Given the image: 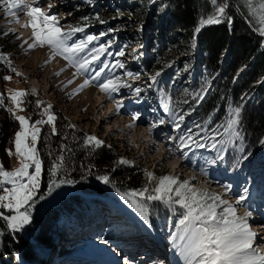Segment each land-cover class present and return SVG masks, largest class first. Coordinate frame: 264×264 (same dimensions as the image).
<instances>
[{
  "label": "trees",
  "instance_id": "16d2710c",
  "mask_svg": "<svg viewBox=\"0 0 264 264\" xmlns=\"http://www.w3.org/2000/svg\"><path fill=\"white\" fill-rule=\"evenodd\" d=\"M95 1L85 0V5L90 8ZM106 1L107 5H114L111 13L116 15V23L120 20L126 22L124 20L131 15L140 18L141 21L145 20L147 11L150 10L149 20H145L149 28L146 35L148 53L143 61L136 59V69L126 70L124 67L115 66L117 62L122 63L124 57L130 56L133 47H140L141 32L134 31L131 34L111 32L108 38L105 34L100 35L88 45L84 55H87L89 49L105 45L106 51L100 56L99 63L97 61L94 63L108 65L109 78L118 77L121 84L127 83L128 79H135L126 75L129 71L134 73L135 77L141 74L148 76L160 71L161 75L157 78L159 95L165 98L168 93L171 111L177 115L185 113V117L189 116V119L184 118L181 124L182 135L191 129L194 135L199 132L200 137H204L207 132V135L211 136L212 129L226 122L231 109L240 107L238 130L242 139H233L231 144L225 146L223 152L224 161L230 171L243 168L245 166L243 163L249 155L250 160H254L258 154L263 153L264 39L258 33H254L257 25L244 0H217V5L228 4L225 15L220 18V23L204 28L200 27V21L216 14V5H213L211 0ZM91 14L92 16H89ZM91 14L80 17L71 25L85 26L84 32L73 35L75 42L85 39L88 35L99 34L94 21L101 23L99 22L101 18L96 17L98 15L93 11ZM197 27L203 29L196 32ZM9 34L4 30L0 31V54L8 61L11 60L8 56L9 51L16 46V40ZM195 36L198 52L196 67L193 68L190 54ZM113 41L116 44L109 47ZM121 51L124 52L123 56L118 54ZM250 59H253V62H249ZM13 68L14 66L7 61L0 60V83L4 82L5 76L16 75V72L12 71ZM188 70L182 80H178ZM192 72L194 73L191 78ZM121 88L124 87H119ZM202 88H207L208 91L202 101H197L196 94L200 93ZM23 105L26 114L41 110L45 113L47 109L46 105L43 107V103L39 104L36 98L28 94L23 97ZM48 111L53 112L56 117L54 121L56 133L53 134L52 125L46 123L37 142L36 147L42 160V175L40 187L34 197L36 203L31 208L32 220L25 229L29 241L22 240L0 215V264H45L44 250L52 249L55 239L67 236V230L72 225L68 227L65 224H71L70 221L79 222L78 216L85 203L90 202L89 206H98L101 204L98 197L113 201L112 195L125 202L122 193L139 190L149 184L145 175L148 170L130 164H119V154L114 148L88 145L81 130L72 127L55 109ZM196 125H200L201 128H197ZM18 130L19 123L13 116L11 100L3 95V104H0V155L3 161L7 160L5 151L13 146ZM223 139L226 137H215L216 141ZM201 142L206 144L203 149L213 157L212 162L217 155V151L210 147L213 140L201 139ZM217 147L220 148L221 145L218 143ZM60 155L64 156V166L55 179L57 182L71 180L72 183H64V188L59 186L48 195L51 179L49 169ZM237 160L238 165L233 167ZM158 169L151 172L156 176L167 174L161 168ZM252 170L255 174L258 168ZM103 176L109 178V183H104V187L111 195L98 186L102 181L100 177ZM41 196L44 199H39ZM90 197L97 199L91 200ZM43 204L46 205L42 206ZM126 204L144 221L129 203ZM50 205L53 206L49 208ZM181 211L179 205L168 207L162 202H148L149 220L144 222L156 231L171 219L176 228V224L182 218Z\"/></svg>",
  "mask_w": 264,
  "mask_h": 264
},
{
  "label": "rangeland",
  "instance_id": "374dc122",
  "mask_svg": "<svg viewBox=\"0 0 264 264\" xmlns=\"http://www.w3.org/2000/svg\"><path fill=\"white\" fill-rule=\"evenodd\" d=\"M110 1L116 2L114 0ZM39 4L45 11H49L50 14H55L59 17L60 25L65 31H67L69 26L74 25L80 17L88 16L91 14V11H93L94 13H97L96 15L98 16L96 17H100L101 21H103V23H97V20L94 21L96 22L94 25H96L95 27L99 32V34H96L97 37L100 36L101 33H104L108 38L110 37L111 32H116L118 34H131L134 31L141 32L140 47H133L130 50V56L124 57L122 59V63L126 70H133L134 68L136 69V59L143 61V58L148 53L146 49V45L148 44L146 42V35L149 33V28L146 24V21L149 20L148 15L150 14V10L147 11L148 13L145 17L146 21H141L140 18L131 15L124 20L126 22H122L120 20V22L116 23L117 17L111 13L113 11L114 5L112 4L113 6H107L106 0H96L90 8L85 5V0H39ZM49 4L53 5L51 9L48 8ZM0 8V31L4 30L9 32V36H13L14 32L16 31L15 35L13 36V39L16 40V46L14 49L9 51L8 56H10L11 65L14 66L16 73H20V75L16 74L15 76L11 77L10 80H4V82L0 83V94L9 98L11 92L26 91L29 96L36 98L39 104L43 103V107L46 105L48 109V106L51 105L50 109H55V111L59 112L63 118L71 124L72 127L81 130L84 134L85 141L86 136L88 135L96 136L98 139L104 142L103 145H105L107 148H114L116 153L119 154V158L128 160L131 166L140 167L144 170H148L149 172L152 170H159L158 168H161L165 173L177 176L180 178V180H189L192 187L207 190L210 193L219 194L223 199L228 200L237 208L238 215H244V213L248 211L252 212V216L249 218L250 227L253 232L258 234L254 242V247H258L259 251L264 254V208L259 206L257 202L255 204L252 203V201H256L257 199L255 193L259 189L258 184H260V187L264 186V179H260L261 170L264 168V150L262 154H258L257 159L250 160L251 155H249L243 163L245 166H243V168L236 169L233 177H230L242 185H245L247 180H250L247 187L248 197L245 199L242 205H236V201L234 200H237L238 198L235 195L233 196V199H230L229 197L224 196L223 193H227L225 189L220 190L218 189L219 187L217 185L214 186L213 184L209 183V180H212L211 177H213V174H215L218 169L221 172L228 167L225 165V162L212 163L211 160L213 157L208 155V151L205 152L203 148L196 149L194 147L190 149H184V151H188L189 158L185 159V161H181L183 158L181 149H177L178 141L176 142L177 139L173 138L174 134L177 132H173L168 124L165 125L157 123L159 122L160 116H156V113L154 112L152 114L149 112L148 106L150 103L151 105H155L154 107L152 106L153 109H156V111L160 110L158 101L161 103L160 100L162 97L159 95L158 79L154 86L149 87L147 90L154 91L153 96H150L148 92H145L144 95L146 100H142L141 103H136L135 100H133V96L129 94L131 87H143V92V90L146 89V86H149L153 83L151 81V77L154 74L148 76H143V74H141L135 79L127 80V84H129L131 87L126 89L124 88L118 92H115L114 94L112 93L110 98L108 94L102 92L98 87V84L102 83L108 78V69L104 68V71L101 72L98 79H92L95 73L104 67V65L97 64V62L99 63L98 60L89 67L87 72L77 73V69L71 66L63 57L57 55L52 58V50L49 46L45 45L41 47L37 45L35 48L30 49L28 45L33 42L32 29L31 27L24 26L29 21V17L25 14V11L17 10L16 15L13 16L11 14H6L3 6H0ZM89 16H92V14ZM210 25L213 24H206L203 26V28ZM203 28H201L200 31ZM254 33H258L260 36L259 32L256 30ZM195 38L196 36L194 37L195 46H193L192 54H190V57L193 61V68L196 67L195 65L198 52ZM261 38L264 39V37ZM75 40L76 39L72 37V39L69 40V43L71 44L75 42ZM113 44H116V42L113 41L109 47H112ZM135 51L137 54H135ZM134 55L135 57H133ZM80 56H84V53H81ZM182 56L185 57V55ZM177 60L178 58L176 61ZM249 62H253V59H250ZM189 70L184 72L178 78V80H182L184 75L187 74ZM193 73L194 72L191 74V78L193 77ZM86 79L90 82L87 86L81 89L80 85H82ZM69 81H71V83H69ZM168 95L169 94L167 93L165 101L169 102L170 96ZM123 100L126 103L124 106V102H122ZM118 101L122 102V106L120 107L119 111H117ZM20 109H23V111H20ZM146 112H149V114L143 115ZM12 113L29 118L30 123H34L36 120L41 119L45 121L47 120V115L43 110L36 111L35 113H24L23 98L19 109L16 108V106L12 103ZM51 114L54 115L53 112H51ZM143 116L147 117L148 119H153V122H155L154 124H157V127L151 128V126L146 124L144 121L142 122L140 117L143 119ZM133 117H136V119L134 120ZM186 119H189L188 115L185 117V120ZM45 124L46 123L36 126L42 129ZM150 128L151 130H149ZM181 132L182 128L180 127L177 133L178 136ZM163 135H169V137L166 136L163 138ZM166 139H169L168 142ZM173 140L174 143H172ZM170 142L172 144H170ZM10 149L14 152V141L13 146ZM10 149L5 151V155L7 157L6 161H3L0 155V164L3 165L5 170L9 171L20 166V161L16 156L8 155V150ZM210 154L212 155V151H210ZM211 166H213V171L210 170ZM197 168L200 169L198 174ZM254 168L255 170L258 168L260 171L252 178L254 174V170L252 169ZM32 170L33 169H30L29 171L31 172ZM203 177H206L207 179H204ZM213 181L214 180H212V182ZM8 186L10 187V185ZM60 186L64 188L63 184H60ZM98 186L101 190H106L103 180L98 183ZM226 186L227 185H225V187ZM76 195L78 194L76 193ZM114 197L113 201L110 202L112 205H115V207L118 208V216H124L122 222L123 226L131 227L137 232L140 231L142 233H139L141 237H147L148 235L158 255L160 257H164V259H167L166 264H184V261L177 254V250L173 245L171 235L172 229H174L173 233L178 231L173 225V220L169 219L167 221L168 223H165L157 229L158 234H155L145 226V222H143L141 219H138L139 217L130 207L127 208V204L125 205V202H123L125 205L123 206L121 200H119L118 197H116L118 200ZM91 198L95 197H90V199ZM98 198L100 202H104L105 198ZM90 199H85V201H90ZM89 203L90 202H88V204ZM88 204L85 203V205L81 207L80 215H82L78 216L80 218L79 222L77 221V225H79V227H83V220L86 219L85 209L88 211L90 210ZM44 205L46 204H43L42 206ZM51 206L53 205H50L49 208H51ZM259 209H261V211H257ZM21 210L23 211V209ZM0 215L5 217L15 215V213L8 209L0 208ZM6 222L8 224L7 220ZM70 223L71 224H65V226L67 225L69 227L73 222L70 221ZM27 226L28 225H25L22 229L16 231L19 233L25 232L24 230ZM107 226L110 225L106 224V227ZM68 230L67 234L69 235L67 239H55L51 249V251L55 250L56 253H58L57 251L61 252L62 257L60 261L66 264H69L71 261L74 262L75 260L79 261L78 259H74L75 256L70 257L69 254H72V251L75 248L71 247L75 245L73 241L75 239H81V237H78L80 236L79 234H74V229ZM24 234L25 233H23V235ZM27 237L20 235L22 240L28 239ZM97 237L98 239H101V234H97ZM26 241H29V239ZM31 242L33 244V241ZM146 244L148 245V243L144 241L142 245L146 246ZM78 246L84 247L85 245ZM136 248H138V246ZM145 248L149 249L150 247L146 246ZM87 249H91L97 253L103 252L96 250L95 247H84L82 248V251L86 250L88 252L89 250ZM51 251L48 252L49 256L52 254ZM44 253L46 255L47 250H44ZM74 255L77 257L82 256L80 254ZM86 255L89 256L90 254ZM49 256L45 257V259L48 257V263H50L49 261L51 259ZM65 257L70 260L67 261ZM101 261L102 264H108L106 259ZM99 264H101L100 260ZM162 264H164V261Z\"/></svg>",
  "mask_w": 264,
  "mask_h": 264
},
{
  "label": "snow or ice",
  "instance_id": "6c2138e0",
  "mask_svg": "<svg viewBox=\"0 0 264 264\" xmlns=\"http://www.w3.org/2000/svg\"><path fill=\"white\" fill-rule=\"evenodd\" d=\"M249 12L257 25L255 30L264 37V0H244ZM213 5H216V14L207 19L200 21V27L206 24H218L221 22V17L225 15V9L228 7L227 3L217 5V0H211ZM0 6H3L6 14L16 15L17 10L25 11L29 17V21L25 27H31L33 42L28 47L35 48L37 45L43 47L49 46L52 50V58L59 55L63 57L68 63L77 69V73L87 72L89 67L106 51L105 45L92 48L88 50L87 55L80 56L88 49V45L97 40L95 35H88L85 39L69 43L73 35L84 32L85 26H69L67 31L60 25V19L55 14H50L45 11L39 4V0H0ZM52 4L48 5L51 9ZM86 21L87 18H84ZM103 23V21H101ZM197 27L196 32L200 31ZM104 35V33H101ZM193 46L195 43L193 41ZM120 56L124 55L121 51ZM0 60L8 61L5 56L0 54ZM116 67L123 68L124 65L117 62ZM104 65L92 79H98L104 68ZM13 72L16 70L13 68ZM20 75V73H16ZM126 75L131 78H136L134 73L127 72ZM161 75L157 71L152 77V84L154 86L157 78ZM10 76H5L4 80H10ZM89 80H85L80 88L87 86ZM71 83V81H69ZM100 90L111 98L112 93L117 92L119 87H131L129 84H121L120 79L109 78L98 84ZM207 88H202L200 93L196 94L195 99L202 101L207 93ZM142 92L140 87L134 89L135 96L139 97ZM27 95L24 91L11 92L9 99L19 109L22 98ZM187 101H185L186 103ZM0 104H3V95L0 94ZM122 106V102H118L117 111ZM51 105L48 106V109ZM48 109L45 110L47 120H36L30 123L29 118L22 115H14V118L19 122L20 130L15 133L14 137V152L8 150L9 156H16L20 161V166L14 170H5L0 164V208L13 211L15 215L5 216L4 219L8 221V226L13 230L22 229L25 225L30 224L32 220L31 208L36 203L34 197L40 187L42 175V160L39 151L36 147L41 129L36 125L47 123L52 125V133H56L55 119ZM163 110L169 113L174 127L179 130L184 121L185 113L176 114L171 111L168 101L163 104ZM11 111V109H9ZM23 111V109H20ZM241 108H232L228 114V119L224 124L218 125L212 129V135L208 136L207 132L204 137H200L199 132L195 135L189 129L187 134L181 135L178 139V147L181 149L182 157L189 158L188 151L184 149L205 148L206 144L201 142V139H211L213 142L210 147L217 151L216 159L212 161H224L223 152L225 146L233 142V139H242L241 132L238 130L240 123ZM135 120L136 117H133ZM160 124L165 123L163 119L159 121ZM131 126V125H130ZM157 127L153 124L151 128ZM201 128L200 125H196ZM151 128L149 130H151ZM221 128L223 131L221 132ZM202 131L204 129H201ZM216 136H224L226 139L216 141ZM86 143L100 147L104 142L96 136H86ZM218 143L221 145L217 147ZM64 156L60 155L56 161L53 162L49 169L51 177L48 186V195L59 187L60 184H71V180L56 181L57 173L63 168ZM121 165L130 164L128 160L120 159L118 161ZM239 160L233 167H236ZM30 169H33L31 172ZM149 184L139 190H132L130 192L122 193L121 196L129 205L144 219L149 220L148 202H162L168 207L179 205L182 210L176 224L177 232L172 233L173 245L177 250V254L184 261V264H264V254H262L258 247H254V242L257 233L253 232L250 227L249 218L252 212H245L244 215H238L237 208L228 200L223 199L219 194L210 193L207 190L197 189L192 187L189 180H180L179 177L172 174H165L156 176L152 172L145 173ZM104 183H109L107 176L100 177ZM10 185V187L8 186ZM230 190V186H226ZM247 188L244 189V194L236 200V205H242L246 199ZM139 198V199H137ZM39 199H44L43 196ZM23 209V211L21 210ZM175 211V208H173ZM178 241V242H177ZM125 264H128L126 261Z\"/></svg>",
  "mask_w": 264,
  "mask_h": 264
},
{
  "label": "bare ground",
  "instance_id": "6f19581e",
  "mask_svg": "<svg viewBox=\"0 0 264 264\" xmlns=\"http://www.w3.org/2000/svg\"><path fill=\"white\" fill-rule=\"evenodd\" d=\"M124 94H126V93H124ZM122 96V95H121ZM101 100V99H100ZM102 101V100H101ZM100 101V102H101ZM119 102V101H118ZM122 102H124V100L122 101ZM126 112V111H125ZM143 115H145V114H143ZM141 117H142V115H141ZM141 117H140V119H141ZM144 117V116H143ZM144 119V118H143ZM166 134V133H165ZM166 136H168L169 137V135H166ZM165 135H163V138L164 137H166ZM167 140V142H168V140L169 139H166ZM171 143V142H170ZM165 144V143H164ZM163 144V145H164ZM166 146V145H165ZM212 180H214V179H212ZM212 180H210V182H212ZM119 199V198H118ZM119 200H121V199H119ZM121 202L123 203V201L121 200ZM124 204V203H123ZM126 205V204H125ZM127 206V208H129V206L128 205H126ZM260 206H262V205H260ZM263 207V206H262ZM264 208V207H263ZM257 209V208H256ZM130 210V209H129ZM257 211H261V209H259V210H257ZM22 235H23V233H22ZM24 237H26V235L24 234ZM158 241V240H157ZM160 243H161V241H160ZM161 247V246H160ZM87 250H89L88 252L85 250V251H83V253H86V254H90L93 258H97L98 260L99 259H101L100 258V256H101V254H104L103 252L101 253V252H94L93 250H91V249H87ZM49 251H51V249L49 250ZM89 255V256H90ZM48 256H49V254H48ZM154 260L156 259V257L155 258H153ZM94 262H92V264H93ZM167 263V259H165L164 260V264H166ZM110 264H114V263H110Z\"/></svg>",
  "mask_w": 264,
  "mask_h": 264
},
{
  "label": "water",
  "instance_id": "95a60500",
  "mask_svg": "<svg viewBox=\"0 0 264 264\" xmlns=\"http://www.w3.org/2000/svg\"><path fill=\"white\" fill-rule=\"evenodd\" d=\"M260 37H262L261 35H260ZM235 81V80H234Z\"/></svg>",
  "mask_w": 264,
  "mask_h": 264
}]
</instances>
